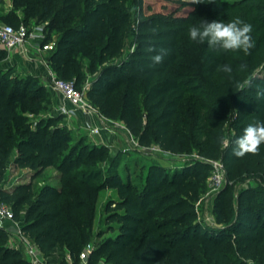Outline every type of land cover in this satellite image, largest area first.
<instances>
[{
	"label": "trees",
	"instance_id": "16d2710c",
	"mask_svg": "<svg viewBox=\"0 0 264 264\" xmlns=\"http://www.w3.org/2000/svg\"><path fill=\"white\" fill-rule=\"evenodd\" d=\"M25 2L29 12L40 14L41 19H50L55 26L66 28L59 48L50 55V61H55L58 75L62 78L74 79L78 85L77 79L85 75L84 62L79 55L90 60L88 65L91 70L96 65V58L100 64H106L108 53L113 56L122 51L121 33L129 20L128 13L121 12L123 0ZM213 4L220 12L219 3L214 1ZM28 6H32L31 9ZM79 16L82 18L78 19ZM74 17L76 22L79 20L84 25L74 26L75 21L72 25ZM248 23L253 26L251 35L257 41L248 54L241 51L235 53L247 58L249 69L245 70L244 64L238 63L234 68V78L229 82L227 75L230 73H222L221 70L231 52L211 51L205 43L206 61L200 71L206 75L207 82L203 86L208 87L217 100H230L237 107L232 113L235 116H231L235 129L233 144L249 124L264 121V71L250 79L251 86L248 84L245 91L242 88L243 72L250 73L256 66V55L260 54V61H264V4L259 5V13ZM10 24L17 26L20 23ZM172 25L169 19L153 15L141 21L138 34L148 42L147 48L154 47V41L164 39L166 48L172 50L173 43L177 41ZM107 28H111L109 33ZM82 33L83 37L79 35ZM69 44L71 49L66 47ZM158 52L157 49L153 52L141 50L136 53L137 58L126 60L120 66L102 65L93 87L88 91L89 97L103 102L101 106H106V115L127 119L132 129L142 124L144 106L149 124L143 128L139 138L142 143L153 127L159 141L165 143L174 126L180 123L182 104L187 99L185 75L176 68L175 54L169 52L162 63L155 64L152 57ZM3 74L0 71V198L12 206L16 217L24 211L22 230L46 255L48 264H70L68 254L77 263L83 249L78 251L80 236L70 216L77 215L78 208H85V204L91 202L88 188H98L83 176L86 172L79 170L83 163L89 164L96 151L90 149L86 155L82 149L76 155L77 148H73L71 153L63 154L68 142L61 129H50L51 125L44 119L32 127L28 120V113H39L44 107L42 103L47 102L42 96L44 87L30 92L31 81L12 83ZM177 137L175 133L170 147H174ZM184 139L182 137V141ZM205 153L211 157L219 155L210 145ZM100 154L103 155V151ZM10 159L15 167L29 168L34 174L57 166L67 180L64 186L69 189L75 187L83 203L75 201L72 191L65 193L49 184L38 195L32 182L6 187L4 180ZM239 159L233 155V146L230 145L222 157L230 175L234 173ZM187 176L184 171H176L171 177L161 178L157 167L151 166L147 183L141 191L121 176L112 177L109 186L118 188L122 198L116 206L125 209V213L114 211L110 217L125 222L119 238L102 248L114 247L112 259H117L112 264H247L251 258L257 264H264V201L256 200L246 190L237 197L233 219L226 220L223 204L216 208L217 220L222 226L189 223L180 227L193 220L194 214L187 197L205 177L202 171L197 172L196 181L187 179ZM227 194L225 189L221 197L225 198ZM68 199L73 202L69 203ZM108 209L111 210V205ZM176 210L181 212L175 217L157 219L158 215L164 216ZM173 226L176 228L173 229ZM63 248L68 250L66 256L60 253ZM91 256L93 264L99 252L94 249ZM0 264H33L21 250L9 244L8 233L2 227Z\"/></svg>",
	"mask_w": 264,
	"mask_h": 264
},
{
	"label": "rangeland",
	"instance_id": "374dc122",
	"mask_svg": "<svg viewBox=\"0 0 264 264\" xmlns=\"http://www.w3.org/2000/svg\"><path fill=\"white\" fill-rule=\"evenodd\" d=\"M214 1L219 3L220 12L213 4ZM123 2L124 8L121 12H127L129 20L121 33L122 51L113 56L108 53L106 64H100L96 58L94 60L97 61L96 65L91 70L88 65L90 60L79 55L78 57L84 62L85 75L77 79L78 87L85 88L88 94L102 65L120 66L126 60L130 61L134 57L137 58L136 53L138 51L148 49L146 46L148 42H145L142 36L138 34L142 20L153 15L169 19L173 24L171 27L176 30L177 41L173 43L174 48L172 50L166 48L167 42L164 39L154 41V48L157 50L168 49V56L169 52L175 54L173 57L176 58V68L185 75L184 83L188 93L186 101L182 104L180 123L174 126L173 131L167 136L163 144L157 138L155 127L149 130L148 138L143 143L139 141L143 128L149 124L144 106L142 107V124H138L136 129L130 128L127 119L106 115L104 113L106 106H101L103 102H97L96 99L88 95V100L96 108V123L93 122L95 118L92 116H87V120H85V118H80L78 114H62L58 109L61 97L53 86L47 67L44 71L38 72L34 68V64L29 63L28 59L17 57L15 54L0 49V71L4 73V76L9 77L12 83L31 81L30 92L38 87H44L42 96L47 102L42 103V105L46 109L43 107L36 114L28 113V120L32 127H35L39 120L44 119L47 124L51 125L50 129H61L68 142L63 154L71 153L73 148H77L76 155L82 149L86 155L90 149L96 151L91 159L88 158L89 164L83 163L79 170L86 172L83 176L90 183L97 185L98 188H88L91 202L85 204L87 205L85 208H78L76 210L77 215L70 216L78 228V235L81 237H79L78 251L84 249L87 244H91L95 251L99 252V256L93 264H112L117 259V257L112 259L113 246L106 250H102V248L113 239L119 238L121 227L125 223L110 218L114 211L125 213V209H118L116 206L122 198L118 188L109 186L108 182L112 177L121 176L131 182L135 189L141 191L147 183L151 166L157 167V173L161 178L164 176L171 177L176 171H184L188 174L187 179L196 181L197 172L202 171L205 176L204 179L187 197L194 218L191 222L180 227L189 223H201L206 227L222 226V223L217 220L216 208L223 204L226 220L233 219L237 210V197L246 190L250 195H254L256 200L264 201V144L260 146L258 154H246L240 157L235 164L232 175L229 174L228 168L223 162L225 181L216 189L212 184L213 164L215 161L222 160L223 154L229 147H225L221 143V139L234 140L235 129L232 126L231 116H235L232 113L237 107L230 103V100H217L212 91L203 86L207 80H205L206 75L200 71L206 61L207 52L204 50L206 42L200 44L191 41L188 36L189 27L191 25L198 26L203 20L228 22L235 17H240L248 23L249 19L259 13V5L264 4V0H213L212 3L210 0L208 2L202 0L203 3L201 4H192L191 0H123ZM27 5L25 0H0V21H5V23L25 21L29 25H43L44 42L51 44V49L38 58L44 64L48 63L49 67L58 74L59 72L54 65L55 61H50V55L59 48L66 28L55 26L50 19H41L40 14L29 12L26 9ZM31 7L28 6V9ZM81 18L82 16L78 17V19ZM78 22L79 20L76 22L75 17L71 20L74 26L84 25ZM106 31L109 33L111 28H107ZM79 35L84 36L83 33ZM106 41L107 39L105 43ZM253 41L256 43L257 39H253ZM66 47L71 49L72 45L69 44ZM241 53L244 52L241 51ZM259 55H256L257 64L255 63L256 66L250 70V73L243 72V91L256 73L261 70L264 71V61H260ZM238 63L244 64L245 70L249 69L247 58L242 55L238 56L235 52H231L230 58L224 60L223 67L229 66L232 69L231 72H225L222 67V73H230L227 75L228 81L234 78V71H236L234 68ZM141 96L140 98H142ZM118 105L120 107L121 104ZM94 126L101 128V130L96 133L92 132ZM175 133L178 137L172 148L169 143ZM17 135L21 136L19 133ZM182 137L185 138L184 141H182ZM208 145L218 151L217 157H211L205 153ZM102 151L103 155L100 154ZM26 182H32L36 195L45 185L49 184L62 189L65 193L72 191L75 195V201L83 203L77 194L78 192L75 191V187L69 189L64 186L67 180L63 178L57 166H50L41 173L34 174L29 168L15 167L13 160L10 159L4 185L12 187ZM225 189L228 194L222 198L221 194ZM68 202L71 203L73 200L68 199ZM109 205H111V210L108 209ZM180 212L181 210H176L169 214H163L164 216L158 215L157 219L172 218ZM23 223L24 211L22 210L19 216L15 218L14 223L6 227L0 222V227L8 233L9 244L11 240L15 245H20L23 254L28 258L26 249L33 240L25 232H23V236L29 241H26L20 234L19 228L21 226L23 228ZM173 227V229L176 228V226ZM67 252L68 250L63 248L60 253L66 256ZM43 256L45 264H48V258L44 253ZM91 261L92 258L89 260V264H92ZM249 261L251 264H257L254 258L248 259L246 263L248 264Z\"/></svg>",
	"mask_w": 264,
	"mask_h": 264
},
{
	"label": "built area",
	"instance_id": "2783aa9c",
	"mask_svg": "<svg viewBox=\"0 0 264 264\" xmlns=\"http://www.w3.org/2000/svg\"><path fill=\"white\" fill-rule=\"evenodd\" d=\"M44 34V26L40 24L29 25L26 22H21L15 26L0 21V49L21 58L36 60L43 53L51 49V44L44 42ZM45 65L51 76L53 86L61 97V102L58 107L59 111L65 115L82 113L84 115H90L93 118L97 117L95 113L96 108L88 100V94L85 88H79L74 79L68 80L60 77L49 67L48 63ZM93 122L96 123V118ZM100 130L101 128L94 126L92 132L96 133ZM225 177L223 160L215 161L212 169V184L215 189L222 185ZM15 218L16 216L12 206L3 202L0 198V222L8 227L15 222ZM19 232L26 241H29L28 238L23 236L22 226L19 228ZM94 249L93 245L87 244L80 252L77 263H74L71 255L68 254L70 264H89ZM26 252L33 264H45L43 253L35 242L29 243Z\"/></svg>",
	"mask_w": 264,
	"mask_h": 264
},
{
	"label": "clouds",
	"instance_id": "9594fccd",
	"mask_svg": "<svg viewBox=\"0 0 264 264\" xmlns=\"http://www.w3.org/2000/svg\"><path fill=\"white\" fill-rule=\"evenodd\" d=\"M192 4H201L202 0H191ZM213 0H210L212 3ZM253 26L245 22L240 17H235L228 22L213 20L211 22L202 21L198 26L191 25L188 29V36L191 41L204 44L207 43L209 50L219 52L243 51L248 54L254 47V41L251 33ZM149 52L155 51L154 47L147 49ZM168 50L161 48L158 54L152 57L155 64L163 62L164 56ZM223 71L231 72L229 66H224ZM249 86L251 83L248 82ZM221 143L228 147L233 146V155L243 157L246 154L256 155L259 148L264 144V121H256L244 128L242 135L233 142L222 138ZM251 264V261L248 262Z\"/></svg>",
	"mask_w": 264,
	"mask_h": 264
},
{
	"label": "crops",
	"instance_id": "0c3cea01",
	"mask_svg": "<svg viewBox=\"0 0 264 264\" xmlns=\"http://www.w3.org/2000/svg\"><path fill=\"white\" fill-rule=\"evenodd\" d=\"M17 56V55H16ZM18 57V56H17ZM29 61V63H31V64H34V68L38 71V72H41V71H44L45 69H46V65L42 62V60L41 59H34V60H28ZM32 66V65H31ZM78 115L80 116V118H85V120H87V116H90V115H84V114H82V113H78ZM90 120L92 121V119L90 118ZM10 245L11 246H13V247H15V248H17V249H19V250H21L22 251V249H21V246L20 245H15V243H12V241L10 240ZM28 256V259L30 260V257H29V255H27Z\"/></svg>",
	"mask_w": 264,
	"mask_h": 264
}]
</instances>
